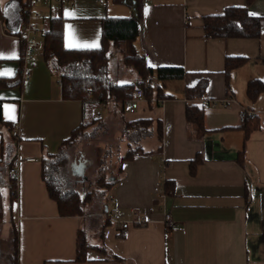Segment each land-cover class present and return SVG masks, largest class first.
Segmentation results:
<instances>
[{
	"label": "crops",
	"instance_id": "obj_1",
	"mask_svg": "<svg viewBox=\"0 0 264 264\" xmlns=\"http://www.w3.org/2000/svg\"><path fill=\"white\" fill-rule=\"evenodd\" d=\"M72 1L74 7L33 8L42 14L35 22L44 26L52 16L64 18L67 49L99 48L103 20L132 15L130 7L112 0ZM234 6L247 7L262 19L260 37L208 38L203 17ZM0 10V77L12 78L24 66L21 40L12 33L23 21L16 10L8 27L9 0H0ZM136 47L153 69L182 68L185 77L169 83L166 91L174 99L153 109L143 99L136 112L124 116L126 121L160 120L163 149L159 151L157 139L145 148L150 154L124 162L119 181L109 191L104 211L135 210L148 221L127 231L111 221L104 227V244L123 263L107 261L94 249L88 250V261H76L81 230L90 228L94 241L89 243L100 244L103 210L99 217L88 211L62 217L42 176L43 159L55 155L84 121L82 103L63 99L43 49L35 64H27L31 76L22 88H0L2 118L19 131L14 137L0 122V162L7 172L12 160L22 159L10 215L19 234L18 264H264V0H145ZM228 57L245 58L229 78ZM201 80L207 81L206 95L189 102L204 110L205 131L198 133L186 119L184 90ZM256 80L263 83V91L252 98L248 86ZM105 109L115 120L110 106L95 108L92 118ZM244 111L260 119L259 129L248 138L240 121ZM116 122L121 123L117 116ZM242 153L243 166L238 162ZM198 156L202 162L192 175L190 165ZM166 180L175 183L174 196L164 193ZM3 189L8 202L9 191ZM166 215L176 229L168 228ZM5 231L9 233V226Z\"/></svg>",
	"mask_w": 264,
	"mask_h": 264
},
{
	"label": "trees",
	"instance_id": "obj_2",
	"mask_svg": "<svg viewBox=\"0 0 264 264\" xmlns=\"http://www.w3.org/2000/svg\"><path fill=\"white\" fill-rule=\"evenodd\" d=\"M32 0H25L18 10V17L25 22L28 19L27 10L31 8ZM114 3L125 4L132 10L130 17H107L102 22V42L99 48L67 49L64 45V18L52 16L46 22L47 31L43 42V60L49 70L61 82L62 96L65 100L79 101L82 103L84 121L74 129L70 137L64 140L59 151L42 161V176L46 183L48 194L53 199L62 217L85 216L86 208L91 202H95L101 210L107 203L102 194L110 191L119 181L123 172L122 164L132 161L139 155H147L142 142L157 135L159 151L163 149V123L160 120L139 118L132 121L124 119L125 104L133 98V92L137 86L142 87L148 107L153 109L162 102L172 100L175 97L166 90L169 83L182 80L185 72L182 68L153 69L147 63L146 56L136 47V40L140 35V22L144 15L145 0H112ZM251 0H249V3ZM16 12V11H15ZM0 10V17L2 16ZM10 17V15H9ZM204 30L208 38H244L256 39L260 37L262 19L250 14L247 7H228L222 14L207 15L203 17ZM18 35V31L12 32ZM122 55L124 64L133 70L137 76L136 83H118L110 76V66L114 53ZM24 62V46L22 45L21 63ZM245 62V58L228 57L226 59V75L230 76L233 69ZM23 66L12 78L0 77V88L20 87L24 84ZM154 82L155 85H151ZM207 81L201 80L194 87H186L184 90L186 106V119L198 133H203L204 110L197 104H190L206 95ZM263 91L261 81H252L248 86L250 97L256 98ZM99 106H110V111L120 118L122 128L120 137L127 144V151L120 158L118 172L113 177L103 169L94 182L93 190L88 193H80L72 187L73 175L70 172V160L66 152L68 148L76 145L87 134L90 127L103 125V118H92V112ZM92 111L89 113L88 111ZM110 113V112H109ZM0 122L6 125L13 135V124L2 118L0 104ZM246 138L259 129L260 119L255 115L248 117L244 124ZM243 153L238 157L241 166L244 165ZM202 162L198 156L191 162V174L195 175L198 165ZM0 162V233L9 226L8 251H4L0 245V260L7 257L9 264H18L19 259V234L17 227L10 218L14 196L10 194L13 186L8 178V169ZM11 164H9L8 168ZM78 179V178H77ZM9 191V200L5 197L4 187ZM163 191L168 196L175 195V183L170 180L164 182ZM104 226L99 232L100 244L89 243L86 233L81 230L77 241V262L88 261V250L94 249L107 261L123 263L124 260L113 253L104 244L103 229L110 222V218L103 214ZM1 239V238H0ZM7 252V253H6Z\"/></svg>",
	"mask_w": 264,
	"mask_h": 264
},
{
	"label": "rangeland",
	"instance_id": "obj_3",
	"mask_svg": "<svg viewBox=\"0 0 264 264\" xmlns=\"http://www.w3.org/2000/svg\"><path fill=\"white\" fill-rule=\"evenodd\" d=\"M23 2L24 0H9L8 14L10 17L6 20L9 25L8 27L12 28L11 25L13 24V19L11 18H13L15 11L19 10ZM15 26H17V24H15ZM135 75V72L124 64L121 53H114L110 71L112 79L118 83H136L137 77ZM88 112L91 113L92 111L90 110ZM100 112L104 119L103 125L101 124V126L96 129L94 127L88 128L86 136L80 139L76 145L66 150L69 156L70 165L71 163L79 162V160H83L87 164L84 177L73 176L75 177V180L72 187L80 193H88L93 190L96 177L103 169H106L108 175L111 177L117 174L120 165V158L128 149L126 142L120 137V130H118V128L121 126V123L118 122L117 124L116 115L115 120H112L106 109L101 110ZM105 119L107 121H105ZM156 143L157 138L156 135L153 134L142 142V146L149 149L151 145H155ZM102 196L104 200L108 201L110 198V192L107 191L105 194H102ZM100 210L101 208L95 202H91L86 208L88 213L92 212V217H99V214L101 216V213H99ZM86 229L87 238L89 242L92 243L94 240L91 236L92 233H90L91 229ZM8 234L9 233H6L5 230L0 233V245L4 251L9 250L7 246L9 243ZM0 264H9L7 257H2Z\"/></svg>",
	"mask_w": 264,
	"mask_h": 264
},
{
	"label": "built area",
	"instance_id": "obj_4",
	"mask_svg": "<svg viewBox=\"0 0 264 264\" xmlns=\"http://www.w3.org/2000/svg\"><path fill=\"white\" fill-rule=\"evenodd\" d=\"M38 6L48 9H52L54 7L62 9L65 6L74 7V2L72 0L31 1V8L27 10L28 19L22 23L18 31V37L20 38L21 43L24 46V66L22 68L24 80L29 79L31 76V71L28 69L27 64L33 65L38 60V55L43 49L44 35L47 31L46 26L35 22V20L42 18V14L40 12L33 10V8ZM151 85H155V83L152 82ZM144 98V90L142 89V87L137 86L133 92V98L129 100L124 106L125 113L127 114L136 112L139 109L140 103ZM251 115H253L252 112L244 111L241 115V123L245 124L248 117ZM95 117L102 119L103 115L96 114ZM13 136L18 137L19 131L14 130ZM27 161H33V159H27ZM21 162L22 159L20 158H15L14 160H12L7 173L9 180L13 184L10 189V194L14 196V198L18 194ZM111 203H114V200H111ZM103 214L110 218L111 223L116 225L119 231H127L132 225L145 226L148 223V221L145 218L140 217L137 212H135V210H130L127 213L111 212L109 210H105ZM165 222L168 228L176 229L177 226L172 220L171 216L166 215Z\"/></svg>",
	"mask_w": 264,
	"mask_h": 264
},
{
	"label": "water",
	"instance_id": "obj_5",
	"mask_svg": "<svg viewBox=\"0 0 264 264\" xmlns=\"http://www.w3.org/2000/svg\"><path fill=\"white\" fill-rule=\"evenodd\" d=\"M87 164L84 161L74 162L71 164L72 174L75 177H84Z\"/></svg>",
	"mask_w": 264,
	"mask_h": 264
},
{
	"label": "flooded vegetation",
	"instance_id": "obj_6",
	"mask_svg": "<svg viewBox=\"0 0 264 264\" xmlns=\"http://www.w3.org/2000/svg\"><path fill=\"white\" fill-rule=\"evenodd\" d=\"M80 161H83V160H79V162H80Z\"/></svg>",
	"mask_w": 264,
	"mask_h": 264
},
{
	"label": "snow or ice",
	"instance_id": "obj_7",
	"mask_svg": "<svg viewBox=\"0 0 264 264\" xmlns=\"http://www.w3.org/2000/svg\"><path fill=\"white\" fill-rule=\"evenodd\" d=\"M91 46H94V45H91Z\"/></svg>",
	"mask_w": 264,
	"mask_h": 264
}]
</instances>
